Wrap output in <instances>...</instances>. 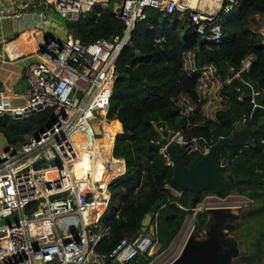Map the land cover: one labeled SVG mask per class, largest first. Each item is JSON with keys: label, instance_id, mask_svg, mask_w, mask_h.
I'll use <instances>...</instances> for the list:
<instances>
[{"label": "trees", "instance_id": "trees-1", "mask_svg": "<svg viewBox=\"0 0 264 264\" xmlns=\"http://www.w3.org/2000/svg\"><path fill=\"white\" fill-rule=\"evenodd\" d=\"M262 14L264 0H242L230 15L219 14L216 21L223 36L219 45L206 44L196 35L183 39L187 23L177 13L165 15L148 11L146 19L136 24L130 43L116 62L117 79L107 107V119L121 126L114 139L112 157L124 161L125 171L117 177L121 172L117 163L116 173H108L109 180L117 178L107 187L109 204L100 223L108 233L94 248L97 256L107 257L122 239L130 242L136 238L144 216L157 202L160 205L150 227L155 230L154 244L159 246L158 251L170 247L188 216H194L196 238L203 236L207 216L205 211L194 214V210L204 197L213 194L183 192L175 196L165 189L172 177V167L168 158L159 154L158 136L150 125L152 121H161L168 130L182 131L186 140L196 138L200 143L210 136L214 143L230 138L239 128L252 132V143L246 149H223L220 161L225 163V168L219 177L229 188L217 197L225 199L240 189V196L253 202L243 210L230 235L238 241L242 264H264V148L260 144L264 139V95L261 108L253 109L245 99L251 94L250 84L264 90V45L261 35L248 26L252 17ZM64 23L67 32L84 45L98 39L110 40L124 28L110 12L98 18L94 14L79 16L76 21ZM187 54L194 55L196 72L186 69ZM249 57L253 60L248 70L229 85H222L219 95L226 104L215 113L214 120L206 119L202 114L205 102L198 94L201 84L198 71L210 67L223 83L231 72L239 71L242 62ZM236 88L242 92L241 102L236 100ZM181 99L182 106L178 105ZM51 115L52 111L47 110L21 121L2 116L0 135L7 145L16 146L24 142L26 136L47 127ZM245 115L250 118L240 125ZM173 149L177 154L183 153L177 147ZM200 157L185 155V167L191 168ZM92 176L97 181L99 173ZM80 189L81 193L95 194L91 207L99 206L100 211L92 218L94 222L103 212L106 198L102 191L92 190L87 180H82ZM70 229L74 232L72 227ZM152 260L153 256L144 255L127 264H151Z\"/></svg>", "mask_w": 264, "mask_h": 264}, {"label": "built area", "instance_id": "built-area-1", "mask_svg": "<svg viewBox=\"0 0 264 264\" xmlns=\"http://www.w3.org/2000/svg\"><path fill=\"white\" fill-rule=\"evenodd\" d=\"M200 1L40 2L69 21L93 14L98 18L110 12L124 28L110 40L98 39L87 45L72 35L62 41L50 38L38 41L37 61L29 64L24 71L28 84L24 106L12 108L7 100H0V117L7 116L15 121L52 111L47 127L28 136L24 142L9 146L0 140V264H107L112 260H116V264H127L141 256H149L148 252L155 243V230L152 227L130 242L126 238L122 239L107 257H99L94 253V248L107 235L108 229L99 219L93 224L86 223L95 196L91 192L81 193L80 184L82 180H87L92 187L100 186L94 181L93 171L106 174L113 162L117 164L112 157V149L118 132L113 135L108 147L104 126L113 122L107 119V107L117 79L116 62L130 43L136 24L146 19L148 11L165 15L177 13L189 24L193 35L206 44L219 45L223 42V36L216 21L218 15H230L242 2L220 0L217 11L211 12L209 7L201 8ZM36 7L31 1L0 0V18H20ZM260 35L264 45V34ZM251 61V57L244 60L240 70L231 72L224 85H229L241 72L247 71ZM236 93V100L241 102V90L236 88ZM259 93L263 96L264 90H259ZM250 104L253 109L259 108L252 99ZM94 118L100 121V136H96L91 128L90 120ZM249 118L243 116L240 125H244ZM150 125L158 136L159 154L167 158L168 144L181 149L185 155L202 156L216 143L212 136L203 143L196 138L186 140L182 131H170L161 121H152ZM78 136L86 138L87 143L80 146L74 140ZM163 140L167 144H163ZM260 144L264 148V139ZM248 146L245 144L241 147L246 149ZM53 161L57 162L54 166L44 167L40 164L37 170L33 168L37 163L49 164ZM220 165L225 168L224 162L220 161ZM80 172L83 175L81 177L78 176ZM165 189L180 196L168 186ZM244 199L248 205L253 203ZM200 211L198 205L194 214ZM73 215L81 228L73 234L64 235L59 230L58 222ZM15 217L16 221L10 222ZM5 221L10 223L5 224Z\"/></svg>", "mask_w": 264, "mask_h": 264}, {"label": "water", "instance_id": "water-1", "mask_svg": "<svg viewBox=\"0 0 264 264\" xmlns=\"http://www.w3.org/2000/svg\"><path fill=\"white\" fill-rule=\"evenodd\" d=\"M31 10L43 11L44 6L40 4ZM192 36L189 24H187L183 39L189 40ZM250 89L251 95L245 97V99L248 101L252 99L254 104L261 108L263 106V98L258 88L254 84H250ZM90 125L93 133L96 136H100V121L94 118L90 120ZM251 137L252 132L250 130L239 128L230 138L219 139L210 148L209 152L202 155L191 168H187L184 165L183 158L185 153L177 154L173 147L168 144L166 153L172 167V177L168 183L169 189L178 195L183 192H190L194 195L210 192L217 196L225 192L229 185L221 181L219 177V173L223 170L220 165L221 153L224 148H237L245 144L250 145L252 143ZM162 143L167 144L165 140ZM199 149L202 152V148L199 147ZM40 164L47 167V165L54 166L57 162L53 161L49 164L40 162L35 164L33 168L37 170ZM237 194H241L240 189H237ZM159 205L160 203L157 202L149 213L144 216L140 233H145L150 227L152 216H155ZM204 211L207 221L202 238H196L192 229L179 255L170 264H242L239 261L240 248L238 241L235 236L230 235L235 230L236 224L240 220V215L233 214V210L227 207L207 208ZM116 263V260L110 262V264Z\"/></svg>", "mask_w": 264, "mask_h": 264}, {"label": "crops", "instance_id": "crops-1", "mask_svg": "<svg viewBox=\"0 0 264 264\" xmlns=\"http://www.w3.org/2000/svg\"><path fill=\"white\" fill-rule=\"evenodd\" d=\"M22 1H31L33 5L38 6V4H40L42 0ZM45 8H47V10H50L52 13V21L54 24L51 25V28L53 27L55 30V27H57L59 30V33L53 32L56 34L53 37L46 36L45 31L41 29L42 19H44V13H42V11L28 10L20 18H14L12 16L0 18V100H7L9 106L12 108H19L24 106L25 104L28 84L24 78V71L29 64L37 61V42L49 38L62 41L68 35H70L64 26V22L66 21V19L57 15L52 11L51 8L44 7V9ZM56 20L61 21L62 24L59 25ZM248 26L251 31L258 34H264V14L255 15L254 17H252L249 20ZM15 48H17L18 50H15ZM13 51H15L16 53H13ZM193 58V54H187L185 65L187 70L196 72L197 70L193 67ZM251 60L253 59L251 58ZM198 73L200 74V83L202 84V87L198 88V94H200L201 91V99L205 102L204 106L202 107V114L206 119L214 120L215 113L222 109L226 104L225 99L219 95L224 82L222 83L217 77L213 75V70L210 67L204 68L203 70L198 71ZM215 93L217 94V96ZM20 97H23V99H21ZM113 122H116L118 124L119 129L117 132L119 133L121 130L120 124L117 121ZM27 137L28 136H26L25 139ZM0 140L3 141L5 145H7L2 135H0ZM116 161L121 169V172L117 176L119 177L125 171L124 161L122 159H116ZM101 178L102 176L100 175L98 177V180L96 181L98 182V184H100V186H91V189L102 191L104 196L106 195L105 206L101 215H99L94 220V222L90 224L95 223L98 219L100 222V219L105 213L106 208L109 204V193L107 187L109 183H111V181L115 179H111L107 182H105L104 180L100 182L99 180H101ZM91 193L93 194V192ZM93 195L95 196V194ZM88 213L93 215L95 213V207H90ZM72 223L74 232H69L67 228H65V226L72 227ZM76 226L77 218L74 215L61 219L58 222L59 230H65L70 234L76 232ZM153 249L154 247L151 248L150 251L152 252Z\"/></svg>", "mask_w": 264, "mask_h": 264}, {"label": "rangeland", "instance_id": "rangeland-1", "mask_svg": "<svg viewBox=\"0 0 264 264\" xmlns=\"http://www.w3.org/2000/svg\"><path fill=\"white\" fill-rule=\"evenodd\" d=\"M42 13H44V19H42L41 29L45 31L46 36H50V37L55 36L56 34L53 32L59 33V30L57 27H55V30L53 27L51 28V25L54 24L52 21L51 11L47 10V8H45L42 11ZM56 22L59 25L62 24V22L59 20H56ZM200 87H202L201 84H200ZM200 96H202L201 91H200ZM216 96H217V94H216ZM183 104H184V102L181 99L179 101L178 105L182 106ZM247 205L248 204L243 197H241L237 193H232L231 195H229L225 199L218 198L217 196H214V195L206 196L202 200V203L199 205V209L201 211H204L207 208H225V207H227V208H231L233 210V214L241 215V213H243V210L245 208H247ZM16 219H17V217L10 220V222H15ZM10 222L5 221V224L10 223ZM191 224H192V226L190 228V232L194 228V216H188L185 219L183 227H182L181 231L179 232L178 236L172 242L170 247L167 248L165 251H158L159 247L157 245H155L152 252L149 251L150 252L149 256H153V260H152L151 264H170L179 255V253L182 249L181 247H183V246H181L182 237L184 236V233L187 230L188 226ZM232 224H234V222H232ZM72 228L74 229L73 223H72ZM80 228L81 227L79 224H77V226L75 227L76 231L80 230Z\"/></svg>", "mask_w": 264, "mask_h": 264}, {"label": "bare ground", "instance_id": "bare-ground-1", "mask_svg": "<svg viewBox=\"0 0 264 264\" xmlns=\"http://www.w3.org/2000/svg\"><path fill=\"white\" fill-rule=\"evenodd\" d=\"M219 4H220V0H201L200 1V7L201 8H205V7H209V8H211V12H215V11H217V9L219 8ZM27 43V42H26ZM12 44V43H11ZM29 46V45H28ZM17 48H15V50H16ZM8 50V49H7ZM18 50V49H17ZM10 51V50H9ZM8 51V52H9ZM34 51V50H33ZM15 51H13V53H14ZM11 53V52H10ZM9 53V54H10ZM16 53V52H15ZM18 53V52H17ZM11 56H13V55H11ZM106 92H107V88L105 89V94H106ZM118 129H119V127H118V124L116 123V122H112V123H110V124H108V125H105L104 126V133H105V138H106V140H107V143H108V147L111 145V142H112V138H113V135L115 134V133H117V131H118ZM80 146H82V145H84V143H87V139L86 138H83V137H77V138H75L74 139ZM116 169H117V164H116V162H113V164L112 165H110L109 167H108V170H107V176H106V174L104 175V173H102L101 171H93V173H99V176L101 175L102 176V180H104L105 182H107L108 180H109V177H108V173H113V174H115L116 173ZM92 170H94L93 168H92ZM96 170V169H95ZM81 173V172H80ZM92 173V174H93ZM100 211V207L99 206H96L95 207V213L92 215V214H89V213H87V216H86V219H85V221H86V223H92L93 221H92V218L98 213ZM191 226H192V224L191 225H189L188 226V228H187V230L185 231V233H184V236L182 237V242H181V246H183L184 245V243H185V241H186V239L188 238V235H189V233H190V228H191ZM65 228H67V230L69 231V232H71V229H70V227H67V226H65ZM62 233L64 234V235H69L70 233H68V232H66L65 230H62ZM180 245V244H179ZM154 247V246H153ZM152 247V248H153ZM180 247V246H179ZM182 248V247H181ZM151 250V249H150ZM148 254H150V252H148Z\"/></svg>", "mask_w": 264, "mask_h": 264}]
</instances>
